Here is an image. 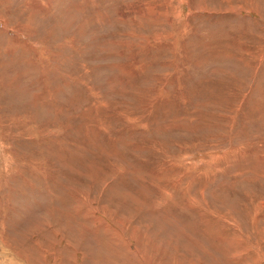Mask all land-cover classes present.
<instances>
[{
	"label": "rangeland",
	"instance_id": "rangeland-1",
	"mask_svg": "<svg viewBox=\"0 0 264 264\" xmlns=\"http://www.w3.org/2000/svg\"><path fill=\"white\" fill-rule=\"evenodd\" d=\"M0 264H264V0H0Z\"/></svg>",
	"mask_w": 264,
	"mask_h": 264
},
{
	"label": "bare ground",
	"instance_id": "bare-ground-1",
	"mask_svg": "<svg viewBox=\"0 0 264 264\" xmlns=\"http://www.w3.org/2000/svg\"><path fill=\"white\" fill-rule=\"evenodd\" d=\"M190 234V233H189ZM185 238H187V237H185ZM183 241V240H182ZM192 241H194V240H192Z\"/></svg>",
	"mask_w": 264,
	"mask_h": 264
}]
</instances>
